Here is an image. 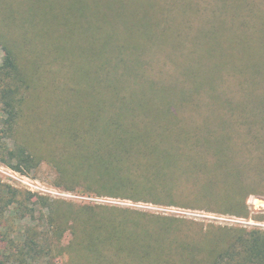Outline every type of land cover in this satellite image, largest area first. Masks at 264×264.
<instances>
[{
  "label": "trees",
  "instance_id": "obj_1",
  "mask_svg": "<svg viewBox=\"0 0 264 264\" xmlns=\"http://www.w3.org/2000/svg\"><path fill=\"white\" fill-rule=\"evenodd\" d=\"M27 1L30 15L26 13L20 27H16L14 9L9 8L7 35L19 31L17 35L21 38L23 31V39L32 48L25 56L30 63V75L17 65L15 41L6 35L3 42L8 52L5 64L0 67L6 79L0 97L5 115L0 124L3 164L22 172L24 161L29 168L46 161L57 169L59 185L79 187L86 194L250 217L247 199L264 188V94L260 95L264 89L258 88V84L264 83V72L248 79L247 84L251 83L248 88L241 84L248 92L245 101L224 97V103H228L225 107L204 111L208 99L197 98L192 101L202 113L197 121L174 108L171 114H165V122L174 130L181 123L217 127L205 134L204 141L198 142L194 134L179 139V135L167 131L172 137L165 143L157 142L143 155L129 139L131 132L120 130L123 125L115 112L123 106L124 92L132 88L135 74L149 80L150 88L179 92L188 83L181 66L165 71L167 63L161 59L166 47L162 43L148 39L141 31H123L125 28L120 25L124 17L117 27L113 24L115 19L109 13L119 2L122 6L127 0ZM240 5L235 4L234 8ZM37 12L41 13L40 29L33 35ZM82 29L86 40L92 41L89 45L79 44L77 36L80 38ZM48 59L49 65H56L57 69L50 71L48 82L41 75L36 83V70ZM222 80L224 85L227 80ZM35 86L47 94H55L53 106L63 113V119L55 120L52 137L39 142L30 140L26 127L29 150L16 145L11 149L6 140H15L19 118L27 110V116L34 113ZM209 87L210 92H218L217 86L200 84L196 87L197 97L204 92L200 89ZM22 90L27 96L22 97ZM256 99L261 104L255 105ZM174 101L192 107L188 100ZM99 103L102 110L97 126L85 127L82 121L77 125L67 123L69 115L65 112L94 111ZM111 109L115 111L109 112ZM160 115L157 110L147 117L156 120V124L167 125ZM233 133H238L241 141H236ZM162 145L163 149L154 148ZM54 205L55 220L63 218L65 229L68 227L74 239L68 245L73 264H96L92 263L94 257H103L111 251L109 257L136 259L132 264H264V233L224 227L218 228L220 238L214 239L216 236L209 230L204 236L198 234L193 241L184 243L181 237L189 236L176 227L179 223L186 224L185 221L114 207H80L71 202ZM145 237H152L153 243L145 245ZM95 248L103 253H94Z\"/></svg>",
  "mask_w": 264,
  "mask_h": 264
},
{
  "label": "rangeland",
  "instance_id": "obj_2",
  "mask_svg": "<svg viewBox=\"0 0 264 264\" xmlns=\"http://www.w3.org/2000/svg\"><path fill=\"white\" fill-rule=\"evenodd\" d=\"M235 4L241 5L234 8ZM120 6L119 2L117 8ZM9 8L14 9L16 27H20L28 11V1L0 0V67L5 64V57L8 54L3 42L7 40L6 35L10 32V25H7ZM116 9L109 13L115 19L113 24L117 27V22L124 17L125 20L120 25L121 28H125L123 31H141L148 39L162 43L166 47V54L161 59L167 63L165 71H171L175 65H180L182 76L188 81L180 87L179 92L166 91L161 88H150L149 80L135 74L132 88L124 92L123 106L115 112V116L121 119L119 123L123 126L120 130L127 129L131 132L129 139L133 141L134 148L139 149L143 155L148 152L149 147L165 143L167 138L172 137L170 133L179 135V139H187L189 134H194L198 142L204 141L206 133L218 128L209 124L193 126L181 123L178 124V130H174L169 122H165V114H171L174 108L176 112L193 116L197 121L196 118L202 114L192 103V101L196 102L197 98L208 99V108L202 109L204 111L225 107L228 103H224V97H232L234 101L239 99L245 101L248 92L241 88V84L249 87L251 83L247 84V80L255 76L259 77L264 72V0H127L118 11ZM29 15L30 12L27 13V16ZM35 18H33V35H37L40 29L38 22L41 13L37 12ZM17 33L7 36L9 40L15 41L14 53L17 56L18 67L24 68L23 71L30 75L28 70L30 63L25 56L28 51H32V48L23 39V31L20 32L21 38ZM77 39L82 45H89L92 42L86 40L83 29L80 38L77 36ZM49 61V59L44 61L43 67L36 70L34 75L36 83L41 75L44 76L43 80L48 82L51 73L57 69L56 65H49L51 64ZM222 79L227 80L224 85L221 84ZM5 81L0 73V97ZM200 84L212 88L217 86L218 92H210V87L203 88L200 90L204 92L197 97L196 87ZM49 86L50 84L46 87ZM261 87L264 89V83L258 84V88ZM35 90L32 98L37 105H33V115L27 116L28 110L24 112L27 118L24 116L19 118L15 126L18 132L14 135L15 140L12 138L6 140L11 149H15L16 145L17 148L29 150L26 127L30 140L39 142L52 137L56 131L55 120L63 119V113L57 112L53 106L55 94H47L36 86ZM263 94L264 91L260 95ZM25 96L27 94L22 90V97ZM174 100L183 102L188 100L192 107L183 106V103ZM258 104L261 102L256 99L255 105ZM101 110L102 104L99 103L94 111L75 114L65 112L69 115L67 123L77 125L82 121L85 127L97 126L101 121ZM157 110L159 115L161 114L159 118H163L167 125L161 124L163 122L156 124V120L148 118L151 112ZM242 110H246V107ZM114 111L115 109L109 110L112 113ZM145 113L148 117L144 115ZM4 119V107L0 101V124ZM158 130L165 133L153 132ZM167 131L170 133L167 134ZM217 133L222 134L221 131ZM232 136L236 141H241L238 133H233ZM154 148L163 149V145ZM0 164L6 166L1 162V158ZM20 174L30 179L36 188L30 192L0 180V264H73L71 260L73 254H70L71 248L68 245L74 239L68 227L65 229L64 219L55 220L54 202H71L80 207H114L185 221L186 224H176L177 230L189 236L181 237L184 243L193 241L194 236L198 234L204 236L209 230L212 236H216L213 237L214 239L220 238L217 236L222 233L218 228L224 227L264 233V188L259 189L258 194L248 197L246 203L250 217L243 218L199 208L156 205L86 194L79 187L67 188L59 185L57 169L46 161H40L33 168H29L24 161ZM184 186L189 187L183 185V188ZM262 217L263 220H259ZM62 231H64L63 235L58 236ZM144 241H146L145 245L153 243L152 237H145ZM94 253L103 252L95 248ZM110 254L94 257L92 263L132 264L137 261L134 258L109 257Z\"/></svg>",
  "mask_w": 264,
  "mask_h": 264
},
{
  "label": "built area",
  "instance_id": "obj_3",
  "mask_svg": "<svg viewBox=\"0 0 264 264\" xmlns=\"http://www.w3.org/2000/svg\"><path fill=\"white\" fill-rule=\"evenodd\" d=\"M0 180L16 188H22L30 192H33V188H36L30 179L2 164H0Z\"/></svg>",
  "mask_w": 264,
  "mask_h": 264
}]
</instances>
